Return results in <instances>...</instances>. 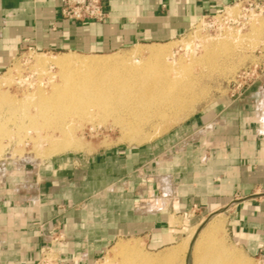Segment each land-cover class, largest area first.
<instances>
[{
  "label": "crops",
  "instance_id": "1",
  "mask_svg": "<svg viewBox=\"0 0 264 264\" xmlns=\"http://www.w3.org/2000/svg\"><path fill=\"white\" fill-rule=\"evenodd\" d=\"M235 1L104 0L103 20L78 22L61 16L60 0H0V71L24 47L101 54L168 42ZM193 207V220L224 213L234 244L264 262V78L145 145L5 162L0 264H38L46 248L60 264H92L128 236L165 245V225Z\"/></svg>",
  "mask_w": 264,
  "mask_h": 264
},
{
  "label": "rangeland",
  "instance_id": "2",
  "mask_svg": "<svg viewBox=\"0 0 264 264\" xmlns=\"http://www.w3.org/2000/svg\"><path fill=\"white\" fill-rule=\"evenodd\" d=\"M253 2V10L250 14L241 10L239 4L229 5L227 11L239 15L236 24L224 23V21L221 22L222 24L219 21L214 23V20L204 18L184 34L171 41L158 44L136 45L101 54L46 52L31 47L21 48L7 67L0 71V92H5L17 101L23 100L27 95L36 91L39 86L41 90L43 89L42 91L50 93L52 81L57 84L61 83L60 67L52 63L43 66L37 65L35 63L37 55L52 58L67 53L80 57L98 55L97 57L104 58L116 54L119 57L129 58L128 62H130L131 58L139 60L150 58L147 48L152 46L165 47L170 59L185 65L183 78L185 86L183 88L185 89H183L182 101H178L173 106L174 109L168 108L165 111L166 114L161 113L159 116H153L146 122L141 120L137 131L133 129V125L127 123L130 121L129 113H127L130 110L126 108L116 109L117 111L111 114L104 109H99L96 105L87 104L85 109L82 107L71 112L64 111L60 117L49 111L47 113L50 115L49 117L30 118V115L37 112L35 104H22L24 107L18 106L20 109H15V111L7 110L8 106L5 104L3 106L5 109L0 111V121L3 122L2 128H0V169L5 165V162L23 163L32 162L30 161L32 159L35 160L33 162H40L52 156L79 159L110 148L148 144L151 140L181 123L216 96L235 93L252 82L260 81L264 78V4L262 0H253ZM255 4L258 6L256 7ZM246 6L250 8L247 4ZM213 42L217 44L216 50L199 60L205 53L208 44ZM168 50L169 52H167ZM168 53H171L170 56ZM119 65H122V62ZM119 65L115 64L114 68L119 69ZM49 76H53L52 81L49 80ZM33 119L38 120L39 125L43 124V127L37 130L35 124L38 123ZM53 119L58 122L56 128L53 125H48V122ZM66 125L69 127L68 133L78 139L79 146H81L76 149L61 148L56 151L57 153L55 151L50 153L48 148L52 141L51 138L45 136L53 134L56 139L64 138L60 127ZM148 206V201H143L140 207L141 211H146ZM196 213L198 210L193 207L183 218L175 214L172 216L169 226L165 225L166 230L171 231L166 240L168 243L165 245H155L145 236L123 237L113 242L92 264L118 262L119 258L114 256L112 249L117 242L132 241L134 238L146 254L157 257H162L163 253L174 248L179 249L170 264H195V252H201L202 249L216 250V257L223 261V264H264L259 257L248 255L234 244L229 237L228 222L224 213L218 211L204 215L202 220H193ZM211 221L219 222V226L212 229L201 228L209 226ZM200 228L201 231H199ZM211 246L212 248H210ZM48 252L46 259L41 261V256L39 260L41 263L38 264H51V261L53 264H60L58 256L51 248Z\"/></svg>",
  "mask_w": 264,
  "mask_h": 264
},
{
  "label": "bare ground",
  "instance_id": "3",
  "mask_svg": "<svg viewBox=\"0 0 264 264\" xmlns=\"http://www.w3.org/2000/svg\"><path fill=\"white\" fill-rule=\"evenodd\" d=\"M216 47L217 44L215 42L209 43L205 53L199 60L210 55L212 51L216 50ZM147 52L150 58L146 60H143V58L142 60L131 58L130 62H128L129 58L119 57L116 54L104 58L97 57L98 55L80 57L67 53H62L52 58L37 55L35 57L37 65L43 66L47 63H52L60 67L61 83H54L52 81L53 76H49V80L52 81L50 93L42 91L43 89L41 90L39 86L36 91L27 95L23 100L18 101L5 94V92H0V111L5 109L3 108L5 104L8 106L7 110L15 111V109H20L18 106L22 104L33 103L32 105L35 104L37 112L35 111L34 115H30V118H35L49 117L50 115H47L49 111H52V114L56 113L60 117L64 114V111L67 112L69 110L71 112L82 107L85 109L87 104L96 105L99 109H104L111 114L114 111L126 108L130 110V112L126 111L129 113L128 117L130 119L127 123L133 125V129L137 131L141 120L146 122L153 116H159L161 113L166 114V109H172L178 101H182L183 89H185L183 88L185 87L183 84L185 65L182 62L178 63L170 59L171 57L167 56L166 48L162 46L148 47ZM170 54L168 53L169 56ZM120 62H122V65H119ZM115 64L119 65L121 69H115ZM33 120L35 121V119ZM35 122L38 123V120ZM57 123L53 119L48 122V125H53L56 128L58 127ZM2 124L3 122L0 121V128H2ZM35 126L38 130L43 127V124L39 125L38 123ZM60 128L64 138L56 139L53 134L45 136L51 138L50 140L52 141L48 148L50 153L56 152L61 148L76 149L81 146H79V140L71 133H68L69 127L67 125ZM30 161L33 162L35 160L32 159ZM218 226L219 222L211 221L209 226L201 228L212 229ZM201 228L199 231H201ZM177 251H179L177 248L166 251L162 257L149 255L142 250L140 244L134 238L132 241L126 240L116 243L112 253L119 258V261L111 264H170ZM195 253V264H223V261L216 257V250L202 249L201 252L196 251Z\"/></svg>",
  "mask_w": 264,
  "mask_h": 264
},
{
  "label": "built area",
  "instance_id": "4",
  "mask_svg": "<svg viewBox=\"0 0 264 264\" xmlns=\"http://www.w3.org/2000/svg\"><path fill=\"white\" fill-rule=\"evenodd\" d=\"M262 1L264 4V0ZM253 3H254L253 0H236L234 2V5L235 4L241 5V10H245L247 11L248 14H250L251 10H253V7H252ZM246 4L250 8H248ZM255 6L257 7L258 4H255ZM228 7L222 9L221 11L215 14L204 15L201 18V20H203L204 18H207L209 20H214V23L218 21L221 23L222 21H224V23L229 22V23L236 24V19L239 18V15L238 14L236 15V14H233L232 12L227 11ZM60 14L63 18L73 20V21H78V22L101 21L107 15L106 10L104 8V0H60ZM49 249L50 248L48 249L46 248L43 251L41 261L46 259L47 254L49 253L48 252ZM41 261L39 263H41ZM51 264H53L52 261H51Z\"/></svg>",
  "mask_w": 264,
  "mask_h": 264
},
{
  "label": "water",
  "instance_id": "5",
  "mask_svg": "<svg viewBox=\"0 0 264 264\" xmlns=\"http://www.w3.org/2000/svg\"><path fill=\"white\" fill-rule=\"evenodd\" d=\"M200 230V229H199Z\"/></svg>",
  "mask_w": 264,
  "mask_h": 264
}]
</instances>
